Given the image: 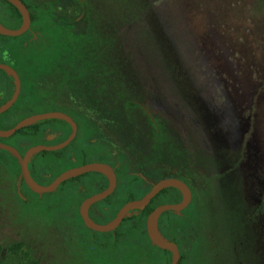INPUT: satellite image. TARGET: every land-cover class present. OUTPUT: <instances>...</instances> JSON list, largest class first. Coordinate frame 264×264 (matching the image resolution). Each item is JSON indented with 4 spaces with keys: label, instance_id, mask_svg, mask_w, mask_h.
<instances>
[{
    "label": "trees",
    "instance_id": "1",
    "mask_svg": "<svg viewBox=\"0 0 264 264\" xmlns=\"http://www.w3.org/2000/svg\"><path fill=\"white\" fill-rule=\"evenodd\" d=\"M21 1L30 13L32 28L37 29L39 22V27L44 29L39 40H34L35 44L44 46L48 43L43 42L46 37L49 42L59 44L52 50L54 59L67 61L63 64L67 70L55 73L53 79L45 71L39 80L34 79V87L38 85L40 89L39 100L45 101L46 90L52 83L58 94H65L59 99L64 102L61 108L77 124L83 119L77 111L79 106L98 108L89 116L101 124L97 128L100 142L142 148V152H133L132 155L148 157L149 162L155 164L161 158L159 151L162 150L168 167L194 179L196 192L191 207H202L195 212V229L190 228L187 213L177 215L171 212L174 215L170 216L165 212L161 216L169 221L170 227L162 236L177 241L185 252L179 264H191L189 251L194 246L198 249V245L202 246L203 253L199 251L197 256L209 264H264V207H261V198L252 200V194L245 188L247 185H241L245 175H238L245 160L241 149L236 156L219 151L207 155L197 144V160L190 149L192 135L195 132L199 139L198 134L206 121L201 117V111L196 119L193 118L190 109H201L204 91L193 78L196 72L190 68V63L180 57L175 36L162 14L163 1ZM10 6V10L18 14L17 9ZM82 14L84 26L73 27V20ZM48 80L52 81L48 83ZM28 115L33 112L25 117ZM45 122H39L35 127L39 128ZM192 123L196 126L195 131ZM64 124L68 129L62 140L71 131ZM70 145L49 154L56 156L57 160L73 162L70 168L83 165L85 161H73L77 152L71 150ZM261 174L258 175L260 181ZM207 186L210 187L208 190ZM161 194L145 209L144 217L161 204ZM81 200L82 197L76 205L75 217L82 224L79 215ZM102 213V218L108 221L116 210H102ZM22 245L15 243L11 250L16 251ZM1 251L0 246V254ZM165 264H170L169 258Z\"/></svg>",
    "mask_w": 264,
    "mask_h": 264
},
{
    "label": "rangeland",
    "instance_id": "2",
    "mask_svg": "<svg viewBox=\"0 0 264 264\" xmlns=\"http://www.w3.org/2000/svg\"><path fill=\"white\" fill-rule=\"evenodd\" d=\"M162 1V14L175 36L180 57L190 63V68L196 72L193 78L204 91L201 109H190L193 118L196 119L201 111V117L206 119L202 135L199 133L198 139L194 132L192 143L195 147L199 144L207 155L219 151L236 156L241 149L245 158L238 173H245L241 185H247L245 188L252 194V200L261 198V207H264V0ZM39 26L38 22L37 29L32 28L33 33H37V37L34 34L37 41L44 31ZM83 26L82 22L79 27ZM31 36L13 37L10 42L23 44ZM45 40L48 43L44 46L35 44L33 59L41 67L45 61L54 59L52 50L59 46L46 37L43 42ZM41 70L35 71V79L41 78ZM38 87L35 86L39 92ZM49 103L37 99L33 114L52 112ZM25 115L20 111L14 117L21 119ZM57 122L46 120L41 126ZM81 123L79 137L70 149L76 150L82 145L86 149L84 155L75 154L73 161L106 160L109 157L107 146L97 141L90 143V139H95L93 127L87 125L86 120L82 119ZM192 128L195 131L193 123ZM72 164L68 160H57L49 152L36 153L28 169L38 184L46 185L48 179L58 176ZM172 168L165 163L167 173ZM20 173L18 160L0 149V264H162L160 259L165 252L144 238L133 239L131 244L122 247L113 248L112 240L105 247L100 246L99 237L108 239L109 234L93 232L75 217L81 196L72 188V182L59 186L53 193L39 196L20 185ZM260 173L263 174L262 181L258 178ZM43 174L47 176L43 177ZM147 174L159 177L156 168ZM92 175L78 180L88 194L94 193L87 183ZM201 209L200 205L183 212L189 214L192 231L196 223L195 212ZM99 213L103 217L102 211H95L96 216ZM167 215L174 214L168 211ZM15 243L23 245L12 251L11 245ZM201 248L198 245V249L194 246L189 251L191 264H206V259L197 256L199 251L203 253ZM195 249L196 253L192 254ZM158 254L162 256L159 258Z\"/></svg>",
    "mask_w": 264,
    "mask_h": 264
},
{
    "label": "flooded vegetation",
    "instance_id": "3",
    "mask_svg": "<svg viewBox=\"0 0 264 264\" xmlns=\"http://www.w3.org/2000/svg\"><path fill=\"white\" fill-rule=\"evenodd\" d=\"M10 5L11 4L8 3L6 0H0V24L8 29H18L22 22L21 17H20L21 15L18 12V10H17L18 14L13 13L10 10V7H11ZM82 15L84 17V14ZM82 15H80L79 17L73 20L72 22L74 24L73 27H76V26L79 27L82 24L83 17L79 19ZM32 34H33L32 20L30 16V27L24 34L20 36H26V35H32ZM12 38L13 37L0 35V64L7 65L8 67H10L11 69L15 71V73L17 74L19 78L20 91L14 103L5 112L0 114V130H4V131L13 128L19 121H21L22 119L26 117L31 116V115H28L21 119H18V118L15 119L14 117L20 111L26 114L33 112L34 104L36 100L40 98L38 91L34 87L35 71L42 69L41 71H45L46 73H48L47 75L53 79V75H55V73L67 70V67L63 66V64L67 62L65 60H56V59L47 60L45 61V64H42V67L41 65L37 64L36 59H33L34 56L36 55L34 35L29 37L28 40H26L23 44L11 43L10 40H12ZM51 81L52 80H48V83H50ZM81 88H82L81 95L83 96L84 95L83 85L81 86ZM14 91H15V85H14L13 77L9 75L8 73H6L5 71L0 69V107L5 105L8 101L11 100V98L13 97ZM46 92H47V95H46L45 101L47 103L50 102L49 104L52 105L53 112L54 111L62 112L64 114L69 115L65 110L61 108L64 105V102L59 100V99L64 98L65 94L63 92L61 94H58L56 89L53 87L52 83L48 85ZM77 111L83 115V120L88 121V123L86 124L93 127L95 139H90L89 140L90 143H92L93 141L100 142V138H99L100 134L98 133L97 128H100L101 124L94 122V118L89 116L93 114L94 112H97L98 108L91 107V106H85L83 104L77 108ZM72 119L76 123L75 119L74 118ZM64 123H66L70 127V130H71V126L67 122L62 121V120H58L57 123H53L52 125L46 124L45 126H41L39 128H36L34 126L37 124L36 123L34 125L25 127L17 131L16 133H14L13 135L9 137H0V143L14 148L21 156H24V154L27 152L28 149L35 147V146L53 147L65 141L69 137L68 136L66 139L62 140V136L65 134V132L68 129ZM76 126H77L76 136L70 142V144L77 137H79L81 126H82L81 121L79 122V124L76 123ZM70 134H71V131H70ZM102 144H105L107 146L109 157L104 161H85L84 164L92 163V162H99V163H104V164L109 165L114 171L115 178H116V186L114 188V191L108 197L90 206L89 216L94 222H96L95 220H99L103 222L100 225L107 224L109 221H111L115 217L116 213L126 203L133 201V200L141 199L145 194H147L150 191L153 184L165 178H176L182 181L188 186L191 192V201L189 205L179 214L177 213L175 214L181 215L187 208L193 206V202L195 199V192H196V188L194 185L195 183L194 179L192 177H187V176L184 177V175H182L178 171V169L174 167L167 173L165 171V162H164L162 150L159 151L161 158H159L157 163L155 164L153 162L150 163L148 160V157H145V156L142 157L139 154L132 155L133 152H139V151L142 152L143 151L142 148H128L129 145H126V147H119V146H116L115 144L111 143L109 145L104 142ZM190 144L192 146L190 149L191 150L193 149L195 152L196 150H195V146L192 143V140L190 141ZM85 149H86L85 145L84 147L82 145L81 147L76 149V152L82 153V155H84ZM4 152H8V151L4 150ZM48 152L49 151H41V152H38L37 154L48 153ZM53 152H56V151H53ZM8 154L10 157L16 160V157L12 153L8 152ZM33 156L30 158L28 167L32 161ZM155 168L157 169V173L159 174V177L154 178L152 176H149L147 174V171H151L152 169H155ZM87 174H90V173H87ZM45 176L47 175H43V177ZM84 176H86V174L80 177H77V178H81ZM92 176L93 177L87 183H88V187L94 189L93 194H88L85 186L81 182H78V181L72 182L73 184L72 188L75 189V191H77L79 195L82 197L81 202L87 197H90L94 194L102 192L109 185V181L104 175L100 173H95ZM55 178L51 179V181L48 184H50ZM22 181H23L22 179L19 181L20 185L25 184ZM160 194L161 196L159 197V200L162 199L163 202H161V204L159 205L176 204L182 200V195L180 191L175 188H166L158 193V195ZM151 202L143 210H140V211L135 210V211L130 212L113 231L106 232L107 234H109L108 239L105 236L104 237L100 236L98 240L99 242L97 241L98 244L100 246L105 247L108 241L110 242L112 240L114 242L113 248H116L117 246L122 247V246H125L126 244H131L133 239L142 240L143 238L151 243V241L148 238L147 231H146V220H147L148 214L146 215V217H144V213H143L145 209L151 204ZM153 209L154 207L152 208V210ZM102 210L103 211L104 210L105 211L116 210V213L114 214L113 218H111L108 221H105V219L102 218L101 213H99V216H96L97 214L95 215V211L101 212ZM163 214H161V216ZM161 216L158 219L157 226H158L159 233L163 235V232L165 230H170V227L168 223L169 221L167 219L165 220L161 219ZM76 221L79 222L78 220ZM81 222L84 225L82 219H81ZM93 232H96V231H93ZM96 233H101V232H96ZM106 233H103V234H106ZM172 242H174L178 247V251L180 254V259H179V262H180L181 258L184 257L185 252L183 251V247L177 241H172ZM163 251L165 253L163 254L162 259H160L162 261V264H165V261L167 260L166 256L169 257L170 264H171V253L165 250ZM160 256L162 255H159V258ZM206 264H209V263H206Z\"/></svg>",
    "mask_w": 264,
    "mask_h": 264
},
{
    "label": "water",
    "instance_id": "4",
    "mask_svg": "<svg viewBox=\"0 0 264 264\" xmlns=\"http://www.w3.org/2000/svg\"><path fill=\"white\" fill-rule=\"evenodd\" d=\"M6 1L18 10V12L22 17V22L18 29H8L0 24V35L8 36V37L20 36L24 34L30 27L29 11L21 0H6ZM82 17L83 15L79 19H81ZM0 69L13 77L14 85H15V91L11 100L8 101L5 105L0 107V114H2L16 100L20 91V82L15 71L10 67H8L7 65L0 64ZM46 120H62L67 122L71 126V134L65 141L53 147H44V146L32 147L27 150L24 156H21L14 148L0 143L1 150H5L12 153L18 160L20 164V172H21L20 180L21 179L23 180V182L26 184L28 189L31 192L41 196L42 194L45 193L54 192L62 183L66 182L67 180L80 177L87 173H100L104 175L109 181L108 187L102 192L94 194L84 199L79 206V215L84 225L87 228L91 229L92 231L106 233L113 231L130 212L135 210L136 211L143 210L156 197V195H158L160 191L166 188H175L180 191L182 195V200L176 204H162L155 207L147 216L146 231L149 240L155 247L171 253V264H178L180 259V254L177 245L174 242L162 237V235L158 231L157 224L161 214L168 211H172L174 213L179 214L189 205L191 201V192L188 186L176 178L161 179L157 181L155 184H153L150 191L147 194H145L141 199L130 201L126 203L123 207H121L120 210L116 213L115 217L107 224L104 225L97 224L90 218L89 208L92 204L108 197L114 191V188L116 186L115 174L113 169L109 165L99 162H92V163H86L83 165L72 167L59 174L48 185L38 184L32 178L28 169V163L30 161V158L36 153L41 151L53 152V151L62 150L67 145H69L70 142L75 138L77 132V126L69 115L55 111L41 113V114H34L22 119L13 128L9 130H5V131L0 130V137H9L25 127Z\"/></svg>",
    "mask_w": 264,
    "mask_h": 264
}]
</instances>
